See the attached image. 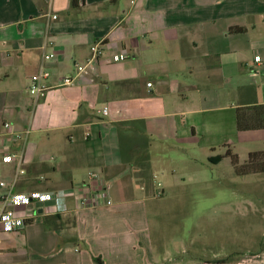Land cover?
<instances>
[{
  "label": "crops",
  "instance_id": "0c3cea01",
  "mask_svg": "<svg viewBox=\"0 0 264 264\" xmlns=\"http://www.w3.org/2000/svg\"><path fill=\"white\" fill-rule=\"evenodd\" d=\"M97 42L91 75L59 87ZM42 66L51 89L36 98L29 86ZM255 104L264 0H0V182L22 167L16 192L56 195L21 231L0 232V264H159L149 203L186 186L187 170L233 174L234 156L264 151L240 152L264 144V130L238 128L239 109ZM27 129V141L14 138ZM91 173L105 196L83 208ZM184 264H264V250Z\"/></svg>",
  "mask_w": 264,
  "mask_h": 264
},
{
  "label": "rangeland",
  "instance_id": "374dc122",
  "mask_svg": "<svg viewBox=\"0 0 264 264\" xmlns=\"http://www.w3.org/2000/svg\"><path fill=\"white\" fill-rule=\"evenodd\" d=\"M240 147L245 155L264 144L254 140ZM226 172L214 166L187 170L186 186L149 203L157 263L235 259L264 250V173ZM203 175L207 182L194 184Z\"/></svg>",
  "mask_w": 264,
  "mask_h": 264
},
{
  "label": "built area",
  "instance_id": "2783aa9c",
  "mask_svg": "<svg viewBox=\"0 0 264 264\" xmlns=\"http://www.w3.org/2000/svg\"><path fill=\"white\" fill-rule=\"evenodd\" d=\"M135 1H133L134 3ZM57 19V16H53ZM46 48V46H44ZM104 54V48L102 42H97L91 47V56L84 63L76 64V75L66 76L60 79L59 87L70 86L75 82V79L82 76H90L91 72ZM52 58V55L44 54V60L48 61ZM125 57H117V60H124ZM259 61V59H258ZM50 72L42 66L39 73L31 77L29 91L36 97L40 98L46 95V93L51 89V86L47 83L50 78ZM102 112L104 115L109 113L108 107H103ZM6 128H10L11 124L6 123ZM30 129L25 132H16L13 134L15 139L27 141ZM17 157V158H16ZM22 160V156H17L15 154H8L3 157L4 162H13L14 160ZM26 174L24 168H19L15 179L11 183L5 181L0 182V189L3 190L0 198V232L2 233H12L18 232L24 229L27 223L32 220L34 211L36 210L38 204H46L55 198V194L52 192H41L36 191L32 193H20L16 192V185L21 176ZM92 186L94 189V194L84 195L79 198V204L83 208H96L99 205L102 197L105 196L103 181L95 174L90 175ZM160 196V194H158ZM111 204V202H109Z\"/></svg>",
  "mask_w": 264,
  "mask_h": 264
},
{
  "label": "trees",
  "instance_id": "16d2710c",
  "mask_svg": "<svg viewBox=\"0 0 264 264\" xmlns=\"http://www.w3.org/2000/svg\"><path fill=\"white\" fill-rule=\"evenodd\" d=\"M233 31L238 33L242 29L236 28ZM238 128L240 131L264 130V105L255 104L241 107L238 115ZM234 157L233 166L237 174L264 173V151L250 153L245 162H240L236 156ZM146 161H149L148 155L146 156ZM256 163H258V167L253 166ZM251 165L253 168L250 167ZM95 262L104 264L101 258H95Z\"/></svg>",
  "mask_w": 264,
  "mask_h": 264
}]
</instances>
